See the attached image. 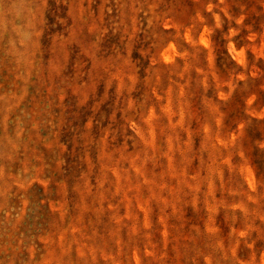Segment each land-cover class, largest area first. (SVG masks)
Segmentation results:
<instances>
[{
    "label": "rangeland",
    "instance_id": "374dc122",
    "mask_svg": "<svg viewBox=\"0 0 264 264\" xmlns=\"http://www.w3.org/2000/svg\"><path fill=\"white\" fill-rule=\"evenodd\" d=\"M260 63L264 0H0V264H264Z\"/></svg>",
    "mask_w": 264,
    "mask_h": 264
},
{
    "label": "trees",
    "instance_id": "16d2710c",
    "mask_svg": "<svg viewBox=\"0 0 264 264\" xmlns=\"http://www.w3.org/2000/svg\"><path fill=\"white\" fill-rule=\"evenodd\" d=\"M215 52L217 54L220 53L219 50L218 51L216 50ZM259 62H261V61H259ZM257 67H258V69L261 72H264V64L263 63H260V65L257 66ZM233 117H235V116H233ZM229 119L230 120L232 119L231 116H229ZM259 123H255V124H259ZM255 130H257L256 127H251L250 132H254ZM255 135H258V133H255ZM254 154L257 155V160H253L252 163H253V165L256 166V173L259 174L260 171H261V168H260L261 167V164L264 162V149L263 150H260V151L255 150L254 151Z\"/></svg>",
    "mask_w": 264,
    "mask_h": 264
}]
</instances>
